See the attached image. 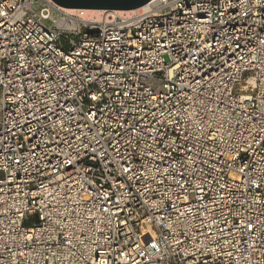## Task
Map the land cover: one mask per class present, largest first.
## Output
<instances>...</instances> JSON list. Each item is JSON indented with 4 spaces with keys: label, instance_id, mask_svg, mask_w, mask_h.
I'll use <instances>...</instances> for the list:
<instances>
[{
    "label": "built area",
    "instance_id": "2783aa9c",
    "mask_svg": "<svg viewBox=\"0 0 264 264\" xmlns=\"http://www.w3.org/2000/svg\"><path fill=\"white\" fill-rule=\"evenodd\" d=\"M62 8L0 0V264H264V0Z\"/></svg>",
    "mask_w": 264,
    "mask_h": 264
},
{
    "label": "water",
    "instance_id": "95a60500",
    "mask_svg": "<svg viewBox=\"0 0 264 264\" xmlns=\"http://www.w3.org/2000/svg\"><path fill=\"white\" fill-rule=\"evenodd\" d=\"M63 8H86L102 10H133L152 0H52Z\"/></svg>",
    "mask_w": 264,
    "mask_h": 264
},
{
    "label": "bare ground",
    "instance_id": "6f19581e",
    "mask_svg": "<svg viewBox=\"0 0 264 264\" xmlns=\"http://www.w3.org/2000/svg\"><path fill=\"white\" fill-rule=\"evenodd\" d=\"M145 6H142L140 8L137 9H133V10H108L107 12H111V13H118V14H126V15H130L132 13H136L138 10L143 9ZM63 11H65L66 13L69 14H75L78 15L80 17H90L91 15L94 14H101L106 10H102V9H86V8H62ZM146 236H149V233L146 232Z\"/></svg>",
    "mask_w": 264,
    "mask_h": 264
},
{
    "label": "rangeland",
    "instance_id": "374dc122",
    "mask_svg": "<svg viewBox=\"0 0 264 264\" xmlns=\"http://www.w3.org/2000/svg\"><path fill=\"white\" fill-rule=\"evenodd\" d=\"M47 24H50L49 21L47 22Z\"/></svg>",
    "mask_w": 264,
    "mask_h": 264
}]
</instances>
